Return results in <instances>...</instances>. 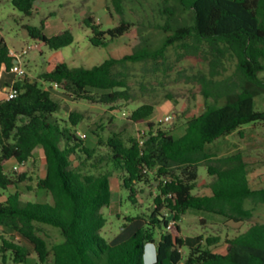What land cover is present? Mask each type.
Segmentation results:
<instances>
[{
  "label": "trees",
  "instance_id": "1",
  "mask_svg": "<svg viewBox=\"0 0 264 264\" xmlns=\"http://www.w3.org/2000/svg\"><path fill=\"white\" fill-rule=\"evenodd\" d=\"M39 0H12L16 9L32 16ZM120 16L119 23L103 30L91 18L84 24L91 31L95 47H108L127 37L131 53L111 57L91 68L59 63L40 74L39 80L24 78L11 86L17 97L0 100V228L21 235L34 246L39 264H47L52 252L54 264H145L146 247L154 245L153 264H264V223H255L228 240L226 254L215 251L216 236L202 237L204 244L191 247L179 234L180 222L191 209L243 222L253 216L247 207L264 204V187L249 181L250 164L242 154L216 155L208 147L242 127L264 123V110H255V99L264 94V0H165L164 23L156 30L158 40L143 25L124 17L123 0H112ZM28 35L59 50L74 42L65 30L53 36L41 27L27 25ZM176 50L178 61L197 58L206 69L196 75L197 93L204 99L199 115L188 118L184 134L174 138L166 130L154 129L147 122L155 112L153 104H143L131 114L132 122L148 123L150 130L141 139L113 133L106 141L95 131L98 146L107 153L96 156L78 134L84 116L71 112L67 119L58 116L62 107L50 89L57 84L68 95L102 104L135 100L129 85V64L157 65ZM16 58L0 38V71L11 72ZM233 71L226 74L228 66ZM39 81L50 85L43 88ZM42 150L46 174L37 188L46 191V202L22 199L21 186L26 173L9 174L5 164L35 161ZM77 162V163H76ZM207 167L211 180L207 192L193 194L199 179V167ZM120 173L122 187L130 190L134 201L137 183H149L150 175L158 182L154 209L148 218L138 221L134 231L122 241L107 242L101 232L107 223L102 212L112 204L111 177ZM167 210V212H164ZM172 216L171 219L169 217ZM37 224L58 228L63 241L50 251L37 234ZM173 224L175 232L167 229ZM161 230L157 239L156 231ZM2 252H11L15 263H26L29 249L0 236Z\"/></svg>",
  "mask_w": 264,
  "mask_h": 264
},
{
  "label": "rangeland",
  "instance_id": "2",
  "mask_svg": "<svg viewBox=\"0 0 264 264\" xmlns=\"http://www.w3.org/2000/svg\"><path fill=\"white\" fill-rule=\"evenodd\" d=\"M165 0H123L124 17L135 25H143L147 33L158 40L162 35L156 30L164 23ZM86 18H91L95 24H100L106 30L115 27L120 16L117 14L112 0H39L32 16H27L12 4V0H0V38H3L11 49V53L26 71L24 78L39 80L41 73L49 71L59 63H67L71 67L91 68L109 59L122 58L131 53L130 40L121 38L110 46L95 47L90 42L91 29L84 24ZM44 22V33L53 36L65 30L74 35V42L62 49L52 50L44 43L32 39L26 30L27 25L41 27ZM14 61V63L16 62ZM206 63L197 58L178 61L176 50L171 49L166 62L157 65L129 64L127 72L130 76L129 85L135 100L120 101L113 104H102L85 99H78L68 95L61 88L50 89L52 97L62 107L58 116L67 119L71 112H78L84 120L78 126V132L83 134L85 143L90 148H97L96 156L107 153L105 145L98 146V133L104 141L113 134H121L125 139L137 137L141 139L150 130L148 123L136 124L132 122L131 114L143 104H153L155 112L147 121L154 125V129L166 130L174 138L181 137L186 128L188 118L199 115L204 108V99L197 93L196 75L205 71ZM233 64L228 66L226 74L232 73ZM264 76V73L261 74ZM13 72L0 71V100L4 99L6 90L14 82L24 79ZM45 89L50 85L39 81ZM255 110H264V94L255 99ZM170 117V119H167ZM219 156L242 154L245 162L250 164L249 181L254 187H264V123L251 124L242 127L226 137L208 146ZM35 161L18 164L14 159L5 164L7 173H26L27 178L21 186L22 199L31 202H46L50 197L46 191L37 188L40 178L46 174V160L42 150L35 153ZM77 163V162H76ZM17 166L18 169L14 167ZM211 180L207 167H199L197 188L193 194L207 192L206 184ZM158 182L150 175L149 183L135 185L136 196L130 198V190L122 187L120 173L111 177L112 204L102 209L107 219L101 235L107 242L122 241L138 226V221L128 218L142 216L148 218L154 209V198L157 196ZM13 192L6 191L0 202ZM247 207L253 210V216L243 222H234L227 217L213 213L191 209L183 216L180 225V236L186 241L182 248L187 256L192 246L204 240L200 238L216 236L220 243L215 251L226 254L228 240L245 232L255 223H264V204ZM167 212V210H164ZM37 234L42 237L49 248L63 241L61 231L53 226L37 224ZM174 233V225L167 229ZM161 230L157 229L156 237L160 238ZM26 246L30 256L26 263H15L11 252L0 249V264H39L34 246L21 235L0 228V236ZM2 240L0 239V244ZM154 247H146L144 262L153 264L156 261ZM54 264L51 252L48 263Z\"/></svg>",
  "mask_w": 264,
  "mask_h": 264
},
{
  "label": "built area",
  "instance_id": "3",
  "mask_svg": "<svg viewBox=\"0 0 264 264\" xmlns=\"http://www.w3.org/2000/svg\"><path fill=\"white\" fill-rule=\"evenodd\" d=\"M11 72H13L14 74H16L19 77H25L26 76V71L22 68L21 64L18 63V60H16L15 65L13 66V68L11 69ZM52 86L54 88H58L57 84H52ZM5 93V97L4 99L6 100H10L13 99L15 97H17V90H15L13 87H9L8 90H6ZM167 119H170V117H168ZM80 137H83V134H81V132H78ZM15 169H18L17 166L14 167ZM171 227V225L169 226V228Z\"/></svg>",
  "mask_w": 264,
  "mask_h": 264
},
{
  "label": "clouds",
  "instance_id": "4",
  "mask_svg": "<svg viewBox=\"0 0 264 264\" xmlns=\"http://www.w3.org/2000/svg\"><path fill=\"white\" fill-rule=\"evenodd\" d=\"M148 246H152V247H154V250H155L154 252H155V254H156V249H155V246H154V245H148ZM148 246H147V247H148Z\"/></svg>",
  "mask_w": 264,
  "mask_h": 264
},
{
  "label": "water",
  "instance_id": "5",
  "mask_svg": "<svg viewBox=\"0 0 264 264\" xmlns=\"http://www.w3.org/2000/svg\"><path fill=\"white\" fill-rule=\"evenodd\" d=\"M171 218H172V216L169 217V219H171Z\"/></svg>",
  "mask_w": 264,
  "mask_h": 264
}]
</instances>
